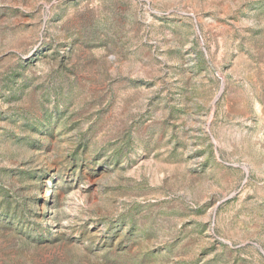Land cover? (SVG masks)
<instances>
[{"label": "rangeland", "instance_id": "rangeland-1", "mask_svg": "<svg viewBox=\"0 0 264 264\" xmlns=\"http://www.w3.org/2000/svg\"><path fill=\"white\" fill-rule=\"evenodd\" d=\"M0 264H264V0H0Z\"/></svg>", "mask_w": 264, "mask_h": 264}]
</instances>
